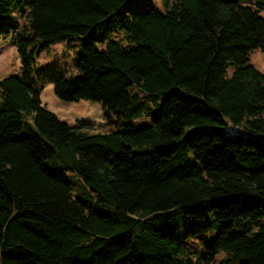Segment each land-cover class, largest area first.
Here are the masks:
<instances>
[{"label": "trees", "instance_id": "1", "mask_svg": "<svg viewBox=\"0 0 264 264\" xmlns=\"http://www.w3.org/2000/svg\"><path fill=\"white\" fill-rule=\"evenodd\" d=\"M140 2L0 0L22 59L0 83V264H264V0ZM72 40L75 75L36 66ZM44 80L114 128L60 120ZM68 172L105 210L74 199Z\"/></svg>", "mask_w": 264, "mask_h": 264}, {"label": "rangeland", "instance_id": "2", "mask_svg": "<svg viewBox=\"0 0 264 264\" xmlns=\"http://www.w3.org/2000/svg\"><path fill=\"white\" fill-rule=\"evenodd\" d=\"M140 8L142 6L155 5L159 10H163L161 0H141ZM120 38L117 35V39ZM79 42L65 41L58 42L51 45L43 51H39L36 58L37 67L56 66L60 71L67 72L68 76L75 75V60L79 56ZM251 64L260 72L264 73V52L261 50H254L250 54ZM22 69V59L18 49L6 39L0 38V83L10 77L19 75ZM233 70H230L232 73ZM41 106L48 111L54 113L60 120L67 124L74 126L77 122L87 121L90 125L81 128L82 131L90 134L109 133L114 127L111 126L105 117V111L100 103L81 100L78 102H64L60 100L54 91V85L47 81H41ZM133 93L140 95L142 98L147 96L139 91L137 88L132 89ZM2 98L0 96V102ZM151 122V118L142 117L135 120V126L146 125ZM66 179L71 186V191L74 199L84 198L86 202L95 210L103 211L105 206L98 203L95 194L91 193L89 188L83 183L81 178L72 172L66 174ZM208 239L207 236L199 238L197 241L190 242L189 248L194 253H201L202 247L200 242ZM230 257L221 253L217 262L229 260Z\"/></svg>", "mask_w": 264, "mask_h": 264}]
</instances>
